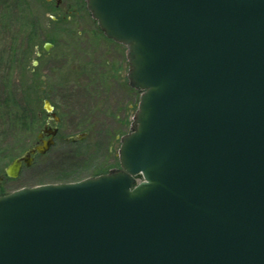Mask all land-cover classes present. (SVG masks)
Returning a JSON list of instances; mask_svg holds the SVG:
<instances>
[{
	"label": "water",
	"instance_id": "95a60500",
	"mask_svg": "<svg viewBox=\"0 0 264 264\" xmlns=\"http://www.w3.org/2000/svg\"><path fill=\"white\" fill-rule=\"evenodd\" d=\"M86 2L141 91L120 168L0 195V264H264V0Z\"/></svg>",
	"mask_w": 264,
	"mask_h": 264
},
{
	"label": "rangeland",
	"instance_id": "374dc122",
	"mask_svg": "<svg viewBox=\"0 0 264 264\" xmlns=\"http://www.w3.org/2000/svg\"><path fill=\"white\" fill-rule=\"evenodd\" d=\"M128 73L126 46L104 35L83 0L61 9L0 0V195L117 167L140 98ZM45 99L60 117L50 121L59 128L56 142L8 177V164L35 145L49 119Z\"/></svg>",
	"mask_w": 264,
	"mask_h": 264
},
{
	"label": "flooded vegetation",
	"instance_id": "af4514ba",
	"mask_svg": "<svg viewBox=\"0 0 264 264\" xmlns=\"http://www.w3.org/2000/svg\"><path fill=\"white\" fill-rule=\"evenodd\" d=\"M84 2H85V4H86V8H87V2H86V0H83ZM44 2L46 3V4H49V5H53L54 6V8H56V9H61V7L62 6H66L67 5V8H69V7H72L73 6V3H75V0H44ZM78 3H81L80 1L78 2ZM88 9V8H87ZM45 48V47H44ZM129 84H130V80H129ZM131 86V85H130ZM132 87V86H131ZM132 88H134V87H132ZM134 89H136L137 91H140L139 89H137V88H134ZM140 94H141V91H140ZM55 109V108H54ZM49 113V112H48ZM48 121L44 124V127L45 126H48V127H55V126H57L56 124L55 125H52L51 123H50V121L53 119V117H52V115H51V113H49V116H48ZM54 120V119H53ZM55 122V121H54ZM43 127V128H44ZM58 133H59V131H58ZM58 135V134H57ZM47 138H49V135H47V134H45L44 136H43V138L42 139H47ZM42 139H38L37 138V140H36V142H35V144H37V143H42ZM55 140H56V137H55ZM56 142V141H55ZM118 160H119V158H118ZM120 168V163H119V165L117 166V167H114V169H119Z\"/></svg>",
	"mask_w": 264,
	"mask_h": 264
},
{
	"label": "trees",
	"instance_id": "16d2710c",
	"mask_svg": "<svg viewBox=\"0 0 264 264\" xmlns=\"http://www.w3.org/2000/svg\"><path fill=\"white\" fill-rule=\"evenodd\" d=\"M30 100V99H29ZM39 101V100H38ZM36 116H37V114H36ZM2 152H1V149H0V154H1ZM40 155V154H39Z\"/></svg>",
	"mask_w": 264,
	"mask_h": 264
}]
</instances>
